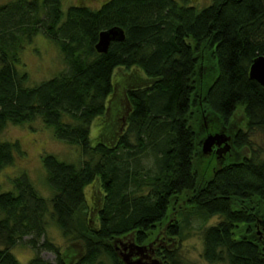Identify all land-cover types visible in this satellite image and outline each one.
<instances>
[{
  "label": "trees",
  "instance_id": "obj_1",
  "mask_svg": "<svg viewBox=\"0 0 264 264\" xmlns=\"http://www.w3.org/2000/svg\"><path fill=\"white\" fill-rule=\"evenodd\" d=\"M114 26L125 40L98 52L100 32ZM39 33L57 44L66 69L31 86L21 53ZM263 54L264 0H212L201 9L187 0H108L66 11L63 0L0 5V132L40 119L82 156L74 163L43 155L49 199L25 172L14 190L0 185V264H22L12 249L28 235V264H53L42 248L55 264H125L120 246L189 264L179 253L182 197L188 219L221 217L203 233L209 263L264 264V158L251 138L264 129V86L250 77ZM121 101L131 108L124 132L107 130L94 142L93 123L105 117L102 127L111 129ZM239 109L245 127L234 121ZM221 131L232 149L200 169L202 139ZM14 146L0 142V171L14 162ZM146 150L154 156L148 174L129 161ZM91 184L100 185L96 226ZM47 216L67 248L48 238Z\"/></svg>",
  "mask_w": 264,
  "mask_h": 264
},
{
  "label": "rangeland",
  "instance_id": "obj_2",
  "mask_svg": "<svg viewBox=\"0 0 264 264\" xmlns=\"http://www.w3.org/2000/svg\"><path fill=\"white\" fill-rule=\"evenodd\" d=\"M13 0H0V5L10 3ZM108 0H98L96 2L84 0H63V9L66 11L72 6L82 5L91 9H99L101 5ZM191 5H196L199 9L209 5L212 0H187ZM24 69L29 74V85L40 84L44 80L55 77L60 72L66 69V64L63 61V54L57 44L43 33H39L33 42L26 45L21 53ZM204 69V68H202ZM201 69V70H202ZM118 97L121 95L118 93ZM122 102V108L119 112L117 119L111 122V129H103L104 118L101 117L95 120L91 127V136L93 141L98 140L99 133H123L125 127L128 125L127 118L131 110L130 107ZM234 121L242 127H245L246 116L243 109L237 110L234 115ZM112 130V131H111ZM252 141L254 148L258 149L261 156L264 158V129H259L252 134ZM0 142H11L16 146L13 148V153H16L14 162L2 168L0 171V185L3 191L14 190V179L22 175L24 172L31 178L35 187L40 190L48 199L51 197V190L46 182V172L43 167L42 157L45 154L56 155L59 159L68 162L79 163L82 158L81 153L77 148L69 145L62 140L58 139L54 130L47 127L40 119L34 122H27L24 124H9L3 131L0 132ZM230 149L232 146L229 145ZM228 150V151H229ZM248 148H244L242 154H248ZM227 154V153H226ZM226 154H222L221 158ZM125 156V154H124ZM153 154L148 150L135 154L129 158L130 164H138L144 173L154 170L153 167ZM126 159V157H124ZM136 160H135V159ZM225 159V158H224ZM223 159V160H224ZM215 160H219L214 153L205 155L202 153L198 167L200 169L216 165ZM214 166H212L214 168ZM100 192V185L91 184L86 187L87 202L91 205L93 214L91 216L93 226L98 223V209L94 205L97 194ZM182 212H180L182 225V234L179 237V253L189 264H211L203 256L204 251V238L203 233L209 226L216 225L220 221V216H213L204 218L202 215H191L188 219L192 208L186 203V198H181ZM95 207V208H94ZM184 211V212H183ZM48 221V238L61 248H67L70 241L65 238L60 231L59 227L55 224L54 220L47 216ZM33 235H28L23 241H19L12 249L16 258L22 264H28L35 256L34 249L29 245L33 240ZM43 240H40V243ZM120 246V245H119ZM134 247V246H133ZM121 254L127 252L120 246ZM75 252L77 251L76 248ZM128 249V248H127ZM133 251L138 253L137 248ZM146 252H144L145 254ZM78 254V253H77ZM41 257L46 262L56 263V254L48 249H41ZM140 256V254H138ZM76 255H73L75 257ZM228 264V263H219Z\"/></svg>",
  "mask_w": 264,
  "mask_h": 264
},
{
  "label": "water",
  "instance_id": "obj_3",
  "mask_svg": "<svg viewBox=\"0 0 264 264\" xmlns=\"http://www.w3.org/2000/svg\"><path fill=\"white\" fill-rule=\"evenodd\" d=\"M125 40V32L121 27L114 26L109 29L103 30L99 34V40L96 44V49L100 53H106L109 50V47L113 41H123ZM250 77L258 81L262 86H264V54L256 57L250 67ZM231 136L225 132H217L215 134H208L202 139V153L205 155L214 153L216 154L217 150L219 154H225L227 150L230 149ZM217 148L216 152L213 151ZM217 155V158L220 159L221 156ZM133 246L123 254V260L125 264H161L158 259L148 257L144 254L147 250L146 246H136L139 251L137 254L140 256L136 259H133ZM127 250V247H125Z\"/></svg>",
  "mask_w": 264,
  "mask_h": 264
},
{
  "label": "flooded vegetation",
  "instance_id": "obj_4",
  "mask_svg": "<svg viewBox=\"0 0 264 264\" xmlns=\"http://www.w3.org/2000/svg\"><path fill=\"white\" fill-rule=\"evenodd\" d=\"M85 2L86 1H91V2H96V1H98V0H84ZM216 150H217V148H215L213 151H215L216 152ZM129 251V250H128ZM132 253L134 254V256H138V254H137V252L136 251H132ZM125 254V253H124ZM145 255H147L148 257H149V255L148 254H145Z\"/></svg>",
  "mask_w": 264,
  "mask_h": 264
},
{
  "label": "bare ground",
  "instance_id": "obj_5",
  "mask_svg": "<svg viewBox=\"0 0 264 264\" xmlns=\"http://www.w3.org/2000/svg\"><path fill=\"white\" fill-rule=\"evenodd\" d=\"M218 154H219V152H218V150H217L216 155H218Z\"/></svg>",
  "mask_w": 264,
  "mask_h": 264
}]
</instances>
